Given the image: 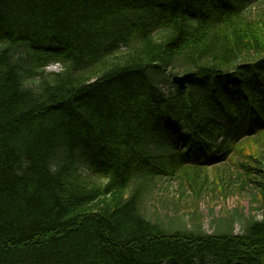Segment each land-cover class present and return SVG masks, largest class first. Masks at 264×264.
I'll list each match as a JSON object with an SVG mask.
<instances>
[{
  "label": "trees",
  "instance_id": "1",
  "mask_svg": "<svg viewBox=\"0 0 264 264\" xmlns=\"http://www.w3.org/2000/svg\"><path fill=\"white\" fill-rule=\"evenodd\" d=\"M260 2L0 0V264H264ZM163 178L194 212L148 214Z\"/></svg>",
  "mask_w": 264,
  "mask_h": 264
},
{
  "label": "rangeland",
  "instance_id": "2",
  "mask_svg": "<svg viewBox=\"0 0 264 264\" xmlns=\"http://www.w3.org/2000/svg\"><path fill=\"white\" fill-rule=\"evenodd\" d=\"M256 4V3H255ZM252 5L253 12H257L258 9L264 10V0H261L259 5ZM47 71L57 72L58 67L52 66ZM228 173L224 176V182H229L235 176L232 177L233 172H235L232 167H226ZM88 170L82 168V176L88 175ZM186 187V186H185ZM231 193L224 197L219 194L216 190L213 192L208 191L203 193L200 197L197 212L201 216L204 225V230L206 233L210 234L212 232V219L224 218L227 214H232L235 210H242L244 214L250 213V204L246 193H240L238 188L233 185ZM231 189V188H230ZM146 209L148 214H168L171 216L176 215H186L194 212V200L192 192L186 187L181 188V182L175 178L171 179H160L156 181V186L146 200ZM236 228L235 232H238Z\"/></svg>",
  "mask_w": 264,
  "mask_h": 264
},
{
  "label": "water",
  "instance_id": "3",
  "mask_svg": "<svg viewBox=\"0 0 264 264\" xmlns=\"http://www.w3.org/2000/svg\"><path fill=\"white\" fill-rule=\"evenodd\" d=\"M198 78L196 73H186L183 75H174L171 78L172 85L176 86L178 89L184 91L187 85L193 83Z\"/></svg>",
  "mask_w": 264,
  "mask_h": 264
}]
</instances>
